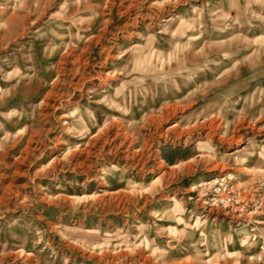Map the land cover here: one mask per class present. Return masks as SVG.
Returning a JSON list of instances; mask_svg holds the SVG:
<instances>
[{
  "label": "rangeland",
  "instance_id": "obj_1",
  "mask_svg": "<svg viewBox=\"0 0 264 264\" xmlns=\"http://www.w3.org/2000/svg\"><path fill=\"white\" fill-rule=\"evenodd\" d=\"M0 264H264V0H0Z\"/></svg>",
  "mask_w": 264,
  "mask_h": 264
},
{
  "label": "bare ground",
  "instance_id": "obj_2",
  "mask_svg": "<svg viewBox=\"0 0 264 264\" xmlns=\"http://www.w3.org/2000/svg\"><path fill=\"white\" fill-rule=\"evenodd\" d=\"M175 112V111H174ZM216 125V124H215ZM218 127V126H217ZM205 129H207V136H217L216 133H215V128H214V121H211L210 124L208 125H204ZM211 138V137H210ZM60 148V144H57L55 147H54V150H58Z\"/></svg>",
  "mask_w": 264,
  "mask_h": 264
},
{
  "label": "built area",
  "instance_id": "obj_3",
  "mask_svg": "<svg viewBox=\"0 0 264 264\" xmlns=\"http://www.w3.org/2000/svg\"><path fill=\"white\" fill-rule=\"evenodd\" d=\"M213 189H214L215 192H221V193L224 190V188H223V186L221 184H219V186H215Z\"/></svg>",
  "mask_w": 264,
  "mask_h": 264
}]
</instances>
